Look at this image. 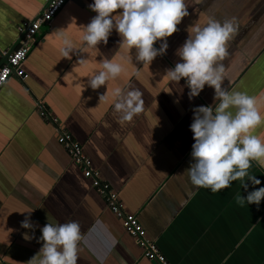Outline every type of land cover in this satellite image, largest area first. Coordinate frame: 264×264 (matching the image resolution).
Here are the masks:
<instances>
[{"label": "crops", "instance_id": "obj_1", "mask_svg": "<svg viewBox=\"0 0 264 264\" xmlns=\"http://www.w3.org/2000/svg\"><path fill=\"white\" fill-rule=\"evenodd\" d=\"M45 3L0 0V62L15 45L17 24L38 15ZM92 3L70 0L53 25L39 31L25 65L27 80L12 78L0 90V264H27L43 246L41 229L70 221L78 222L82 233L78 264H153L83 167L58 143L57 127L81 144L103 182L118 193L125 212L139 219L147 239L171 264H264V200L243 207L235 202L237 194L246 198L264 187V168L253 162L250 169L259 185L245 178L215 194L194 187L186 172L193 163V109L215 107V90L206 85L190 100L185 79H163L167 69L183 62L176 53L190 26L203 27L210 16H234L239 29L228 43L222 87L260 97L264 117V0H185L190 15L167 38L166 54L145 67L136 61L135 49L119 48L115 30L98 51L76 50L71 59L62 57V42L52 33L66 29L65 35L81 48V26L96 15L89 8ZM105 58L122 63L124 71L93 90L89 77L101 70ZM79 59L89 62L78 67ZM117 87L143 93L144 111L124 125L114 112L112 92ZM107 90L108 101L99 105ZM254 134L264 139V124ZM26 217L31 229L21 226Z\"/></svg>", "mask_w": 264, "mask_h": 264}, {"label": "clouds", "instance_id": "obj_2", "mask_svg": "<svg viewBox=\"0 0 264 264\" xmlns=\"http://www.w3.org/2000/svg\"><path fill=\"white\" fill-rule=\"evenodd\" d=\"M89 8L96 15L90 23L81 26V48H76L65 35L66 29L52 33L62 42L60 52L63 58L71 59L76 50L88 54L98 51L97 46L101 42L106 45L115 30L121 38L119 48L130 53L135 49L136 61L143 63L144 67L150 66L158 56L166 54L167 38L177 33L178 25L190 15L185 0H94ZM238 29L234 16H225L222 20L210 16L203 27L198 23L190 26L188 39L176 53L183 62L167 69L163 76V79L178 83L185 79L190 100L198 97L206 85L215 90V107L193 109V163L186 170L194 187L210 189L213 194L231 187L234 181L243 182L245 178L259 185L261 181L250 175V169L253 162L264 168V139L254 134L264 124L258 107L260 97L222 87L226 76L223 61L229 55L228 43ZM157 42H160L159 48L154 47ZM121 59L132 62L128 57ZM88 62V59H79L78 67ZM99 64L101 70L88 80V86L93 90L108 85L124 71L122 63L115 62L114 58H105ZM112 96L115 98L114 112L119 114L118 123L121 125L131 122L144 111L143 93L139 89L124 91L117 87ZM108 99L107 90L106 94L99 96V105ZM242 186L247 190V183ZM262 200L264 187L249 192L246 198L239 194L235 197L240 207L245 203L259 205ZM21 226L31 229L30 217H26ZM41 232L43 246L27 264H78V246L82 240L78 222L56 226L47 223Z\"/></svg>", "mask_w": 264, "mask_h": 264}, {"label": "built area", "instance_id": "obj_3", "mask_svg": "<svg viewBox=\"0 0 264 264\" xmlns=\"http://www.w3.org/2000/svg\"><path fill=\"white\" fill-rule=\"evenodd\" d=\"M70 0H49L45 9L40 15L18 25L19 40L15 49L9 54L8 60L0 66V90L12 79L17 78L25 82L28 75L25 70L26 62L30 53L38 43L37 35L44 25L51 27L59 13L66 7ZM7 55V53L5 54ZM40 115L48 117V113L39 103ZM56 125L58 121L54 120ZM57 140L71 155L74 163L83 167L86 178L91 179L93 187L104 198L110 211L122 220L125 231L131 235L137 245L143 249L144 258L158 264H171L166 256L160 251L157 244L147 239V232L139 219L125 212L123 204L111 186L103 182L100 172L92 166V161L83 153L80 143L75 141L73 136L65 129L57 127Z\"/></svg>", "mask_w": 264, "mask_h": 264}, {"label": "water", "instance_id": "obj_4", "mask_svg": "<svg viewBox=\"0 0 264 264\" xmlns=\"http://www.w3.org/2000/svg\"><path fill=\"white\" fill-rule=\"evenodd\" d=\"M75 1H79L80 3L82 2V0H75ZM48 2H49V0H46V3H45V5H44V7H43V9H41V11L38 13V15H35L32 19H26V20H23V21H28V20H33V19H35V18H37L39 15H40V13L45 9V7L47 6V4H48ZM23 21H21V22H19V24H17V27H18V25H20ZM17 37H16V39H15V45H14V47L10 50V51H8L7 52V55H5V56H3L2 57V61L0 62V66H2L7 60H8V56H9V54L15 49V47L17 46V43H18V40H19V33H18V30H17ZM153 264H158L157 262H152Z\"/></svg>", "mask_w": 264, "mask_h": 264}, {"label": "rangeland", "instance_id": "obj_5", "mask_svg": "<svg viewBox=\"0 0 264 264\" xmlns=\"http://www.w3.org/2000/svg\"><path fill=\"white\" fill-rule=\"evenodd\" d=\"M46 26V25H45ZM47 27V26H46Z\"/></svg>", "mask_w": 264, "mask_h": 264}]
</instances>
